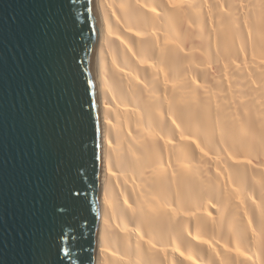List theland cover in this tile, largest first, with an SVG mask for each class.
<instances>
[{
    "label": "bare ground",
    "instance_id": "1",
    "mask_svg": "<svg viewBox=\"0 0 264 264\" xmlns=\"http://www.w3.org/2000/svg\"><path fill=\"white\" fill-rule=\"evenodd\" d=\"M95 264H264V0H97Z\"/></svg>",
    "mask_w": 264,
    "mask_h": 264
},
{
    "label": "water",
    "instance_id": "2",
    "mask_svg": "<svg viewBox=\"0 0 264 264\" xmlns=\"http://www.w3.org/2000/svg\"><path fill=\"white\" fill-rule=\"evenodd\" d=\"M97 0H0V264H95Z\"/></svg>",
    "mask_w": 264,
    "mask_h": 264
}]
</instances>
